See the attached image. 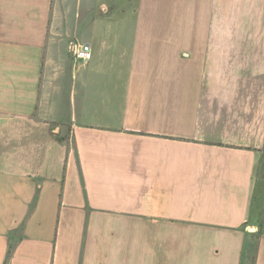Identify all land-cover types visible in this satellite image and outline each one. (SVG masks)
<instances>
[{"label": "crops", "instance_id": "crops-1", "mask_svg": "<svg viewBox=\"0 0 264 264\" xmlns=\"http://www.w3.org/2000/svg\"><path fill=\"white\" fill-rule=\"evenodd\" d=\"M0 264H264V0H0Z\"/></svg>", "mask_w": 264, "mask_h": 264}, {"label": "built area", "instance_id": "built-area-1", "mask_svg": "<svg viewBox=\"0 0 264 264\" xmlns=\"http://www.w3.org/2000/svg\"><path fill=\"white\" fill-rule=\"evenodd\" d=\"M73 55L77 61L88 62L92 59V47L86 43H75L71 46Z\"/></svg>", "mask_w": 264, "mask_h": 264}, {"label": "rangeland", "instance_id": "rangeland-1", "mask_svg": "<svg viewBox=\"0 0 264 264\" xmlns=\"http://www.w3.org/2000/svg\"><path fill=\"white\" fill-rule=\"evenodd\" d=\"M117 29H118V27L117 28L114 27V31H118Z\"/></svg>", "mask_w": 264, "mask_h": 264}, {"label": "trees", "instance_id": "trees-1", "mask_svg": "<svg viewBox=\"0 0 264 264\" xmlns=\"http://www.w3.org/2000/svg\"><path fill=\"white\" fill-rule=\"evenodd\" d=\"M10 252H11V250H10Z\"/></svg>", "mask_w": 264, "mask_h": 264}]
</instances>
